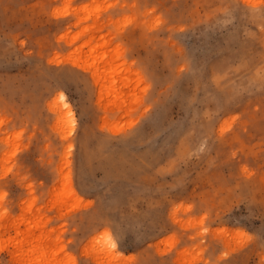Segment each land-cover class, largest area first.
Segmentation results:
<instances>
[{
  "label": "rangeland",
  "instance_id": "374dc122",
  "mask_svg": "<svg viewBox=\"0 0 264 264\" xmlns=\"http://www.w3.org/2000/svg\"><path fill=\"white\" fill-rule=\"evenodd\" d=\"M0 264H264V0H0Z\"/></svg>",
  "mask_w": 264,
  "mask_h": 264
},
{
  "label": "bare ground",
  "instance_id": "6f19581e",
  "mask_svg": "<svg viewBox=\"0 0 264 264\" xmlns=\"http://www.w3.org/2000/svg\"><path fill=\"white\" fill-rule=\"evenodd\" d=\"M59 97H60V106H63L66 109L67 113H70L71 110H70V107H69V103L65 99L64 94H60ZM72 193L74 194L73 190H72Z\"/></svg>",
  "mask_w": 264,
  "mask_h": 264
}]
</instances>
